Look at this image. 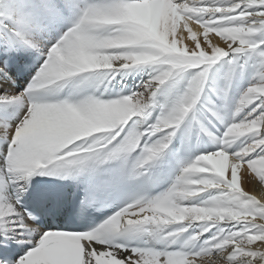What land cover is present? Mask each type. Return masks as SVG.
Listing matches in <instances>:
<instances>
[{
  "label": "snow or ice",
  "instance_id": "snow-or-ice-1",
  "mask_svg": "<svg viewBox=\"0 0 264 264\" xmlns=\"http://www.w3.org/2000/svg\"><path fill=\"white\" fill-rule=\"evenodd\" d=\"M0 264H264V0H0Z\"/></svg>",
  "mask_w": 264,
  "mask_h": 264
},
{
  "label": "bare ground",
  "instance_id": "bare-ground-1",
  "mask_svg": "<svg viewBox=\"0 0 264 264\" xmlns=\"http://www.w3.org/2000/svg\"><path fill=\"white\" fill-rule=\"evenodd\" d=\"M245 187H246V189L248 188V186H247V185H245Z\"/></svg>",
  "mask_w": 264,
  "mask_h": 264
}]
</instances>
